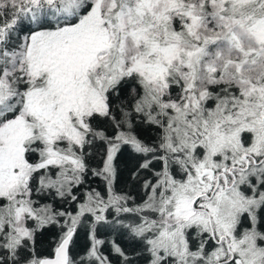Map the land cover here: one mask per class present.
I'll list each match as a JSON object with an SVG mask.
<instances>
[{
    "label": "snow or ice",
    "instance_id": "1",
    "mask_svg": "<svg viewBox=\"0 0 264 264\" xmlns=\"http://www.w3.org/2000/svg\"><path fill=\"white\" fill-rule=\"evenodd\" d=\"M0 264H264V0H0Z\"/></svg>",
    "mask_w": 264,
    "mask_h": 264
}]
</instances>
